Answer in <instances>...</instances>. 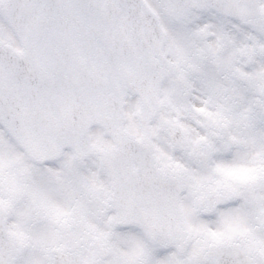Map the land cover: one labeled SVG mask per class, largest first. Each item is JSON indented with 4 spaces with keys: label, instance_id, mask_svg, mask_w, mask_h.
Segmentation results:
<instances>
[{
    "label": "snow or ice",
    "instance_id": "6c2138e0",
    "mask_svg": "<svg viewBox=\"0 0 264 264\" xmlns=\"http://www.w3.org/2000/svg\"><path fill=\"white\" fill-rule=\"evenodd\" d=\"M0 264H264V0H0Z\"/></svg>",
    "mask_w": 264,
    "mask_h": 264
}]
</instances>
